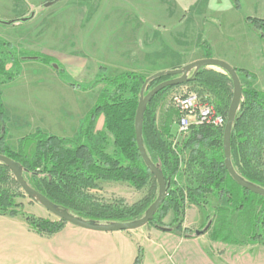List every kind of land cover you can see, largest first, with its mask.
Wrapping results in <instances>:
<instances>
[{"label": "trees", "instance_id": "trees-1", "mask_svg": "<svg viewBox=\"0 0 264 264\" xmlns=\"http://www.w3.org/2000/svg\"><path fill=\"white\" fill-rule=\"evenodd\" d=\"M232 2L240 8L239 0ZM246 19L264 40V19L250 16ZM21 45L0 37V154L17 161L29 185L65 213L100 224L130 222L143 217L156 200L154 190L157 187L159 190V185L139 151L135 117L143 85L146 83L153 88L162 77L146 78L134 71L112 76L100 65L92 83L93 87L103 85L98 102L85 116L74 137L55 136L37 129L22 137L18 148L13 149L7 141L11 111L4 103L1 86L13 81L28 60L47 61L51 65L47 55L30 53ZM212 55L210 50L208 56ZM60 71L66 83L74 86L64 69ZM236 71L243 94L231 130V159L240 176L264 188V92L253 86L254 73L243 68ZM191 76L185 84H193L202 94L207 93L217 111L226 117L234 89L231 76L207 67ZM242 77L246 78V83ZM171 88L173 86L158 92L144 112V145L167 184L166 198L147 225L185 234L187 229L183 224L188 207L208 201L213 211L208 213L203 229L208 226L206 231L210 230L216 221L213 238L220 236V239L233 241L230 217L237 212L238 231L249 241L264 245V196L243 188L231 177L225 165L224 128L191 125L185 134H177L168 126L172 118L161 125L157 122V101ZM102 115L104 126L97 130L96 123ZM24 122L26 126L28 123ZM27 143L34 144L33 149H25ZM180 173L189 176L188 184L178 180ZM100 181L125 182L137 189L149 184L151 188L150 193L134 205H125L122 201L108 203L90 192L99 187ZM21 190L9 167L0 162V215H23L30 229L44 237H52L64 228L67 224L64 219L51 220L22 212V204L16 201L22 196ZM169 210L175 215L172 225L163 223ZM142 262L140 252L134 264Z\"/></svg>", "mask_w": 264, "mask_h": 264}, {"label": "rangeland", "instance_id": "rangeland-1", "mask_svg": "<svg viewBox=\"0 0 264 264\" xmlns=\"http://www.w3.org/2000/svg\"><path fill=\"white\" fill-rule=\"evenodd\" d=\"M214 1L221 5L217 16L222 21L224 16L233 18L237 21V27H243L245 16L264 19V0H239V9L232 0H0V19H18L14 26L0 23V37L22 44L30 53L47 55L51 62L50 65L47 61L28 60L23 63L21 72L13 81L1 86L4 101L11 111L7 122L9 145L17 149L20 139L37 129L55 136L74 137L77 130L75 132L72 129L80 127L85 116L98 102L103 85L93 87L92 83L100 65L107 68L108 75L134 71L149 78L159 72L180 68L187 63L209 57L210 50L212 53L214 50L205 40L201 26L207 30L209 25L205 21L213 14L210 5ZM48 2L52 4L45 6ZM224 7L230 10L226 11ZM32 13L34 16L26 22L19 20ZM246 22L248 24L247 19ZM17 38L29 43L15 40ZM258 39L264 50V40L260 36ZM30 41L43 48L56 50L59 59L57 55L40 51ZM112 48L115 54L110 56ZM78 56L85 60L82 67L67 70L60 63V59L71 62ZM207 68L223 70L219 67ZM60 69H64L75 83L74 86L66 83ZM191 75L192 73L189 77ZM173 78L175 77L164 75L159 83ZM242 81L247 82L244 77ZM151 89V85H146L145 93ZM191 93L211 102L208 94H202L199 87L193 84L173 86L157 101V111L164 103L170 105L166 108L168 111L164 114L163 123L168 119H175V98ZM14 116L18 119L13 118ZM24 121L28 123L26 126ZM71 133L73 134L68 135ZM33 145L27 143L25 149H33ZM177 178L186 184L189 182V176L184 173H180ZM148 185L137 189L125 182L100 181L99 187L90 192L103 202L122 201L125 205H134L150 193L151 187ZM158 191V187L155 188L154 199L158 197ZM16 201L22 204L21 210L24 213L51 220L59 219L23 191ZM191 207L198 208L206 218L213 211L208 201L188 208ZM170 211L173 212L169 210L168 213ZM238 215L237 212L231 215L232 225V219L237 220ZM165 217L163 223L172 225L175 215L170 224L166 222L170 218L165 220ZM190 220L189 217L187 221ZM215 226L216 221L208 231L214 241L237 244L242 242L240 237L249 240L238 231L235 223L234 228L238 232L230 238L233 241L220 239V236L215 239L212 236ZM83 231H86L88 243L108 241L102 231ZM130 231L134 230L128 232ZM140 252L144 260L148 254L147 247L139 245L137 257Z\"/></svg>", "mask_w": 264, "mask_h": 264}, {"label": "crops", "instance_id": "crops-1", "mask_svg": "<svg viewBox=\"0 0 264 264\" xmlns=\"http://www.w3.org/2000/svg\"><path fill=\"white\" fill-rule=\"evenodd\" d=\"M210 7L213 14L205 21L209 25L207 30L201 26V22L200 26L205 40L214 50L212 57L227 61L235 68L254 73L253 86L264 92V50L258 35L247 24L246 16L243 27H237V21L233 18L224 16L222 21L217 16L221 5L214 1ZM223 9L230 10L228 7ZM15 40L28 42L19 38ZM30 44L42 52L58 54L56 50L43 48L34 41H30ZM113 50L112 48L110 56L115 54ZM56 57L59 59L58 55ZM73 59L71 62L60 59V63L67 70L85 64L81 56ZM169 106L164 103L157 111V122L160 125L163 124L162 120ZM175 108V119L169 122L168 126L170 130L181 134L178 123L180 110ZM192 125H195L193 121ZM103 126L102 115L96 123V129L101 130ZM78 128L72 130L76 132ZM173 217L174 212L170 211L165 217V220L170 218V221H166L167 224L172 223ZM189 217L191 220L188 222ZM232 221V232L237 234L238 231L234 228L237 220ZM206 222V215L198 208L191 207L187 209L183 224L187 229L185 234L180 235L145 225L130 231L131 233L102 231L108 239L107 242L88 243L86 231L83 230L90 229L67 223L54 236L44 237L32 231L24 217L0 215V264H134L139 245H145L148 253L142 264H264L262 243L249 241L245 237H240L242 242L237 244L214 241L210 238L209 230L202 235H196V230H203Z\"/></svg>", "mask_w": 264, "mask_h": 264}, {"label": "water", "instance_id": "water-1", "mask_svg": "<svg viewBox=\"0 0 264 264\" xmlns=\"http://www.w3.org/2000/svg\"><path fill=\"white\" fill-rule=\"evenodd\" d=\"M52 2L45 3V6H50ZM34 16L32 13L29 17H22L19 20L21 22H26ZM18 20V19H17ZM17 20H0L4 25H11L14 21ZM203 67H219L222 68L226 73H228L233 81V96L227 113V121L224 127V152H225V165L228 169L231 177L243 188L248 189L251 192H254L258 195L264 196V188L254 185L246 181L240 174L235 170L232 159H231V130L236 117L238 107L241 102L243 87L241 79L236 71V68L229 64L227 61L216 57H206L195 60L193 62L187 63L180 68H174L167 71L159 72L153 75V78L163 77L164 75L174 76L173 79L165 80L155 87H153L148 93H145L146 83L143 85L141 90V96L139 99L136 117H135V130H136V140L138 144L139 151L141 156L146 163L147 167L150 169L152 174L157 179L159 185V193L156 200L150 205L147 209L145 215L135 221L130 222H116L110 224H100L82 220L77 218L69 213L61 211L50 199H48L41 192L37 191L29 185L26 179L23 176L22 170L20 169L19 163L12 158L0 154V162L6 164L11 170L13 176L21 185L23 191L26 195L31 198L33 201L42 205L49 212L55 214L60 219H64L67 223L90 229L95 231H104V232H115V231H129L141 228L147 225L155 216L162 203L164 202L167 195V184L163 172L161 169L156 166L150 159L143 141V118L146 106L153 99V97L160 92L162 89L170 86H176L183 83H186L191 79L189 77L190 73L195 75L197 71ZM208 226L203 230H196V235H202L205 233Z\"/></svg>", "mask_w": 264, "mask_h": 264}, {"label": "built area", "instance_id": "built-area-1", "mask_svg": "<svg viewBox=\"0 0 264 264\" xmlns=\"http://www.w3.org/2000/svg\"><path fill=\"white\" fill-rule=\"evenodd\" d=\"M174 103L180 110L178 123L181 133L189 131L192 121L195 125L209 124L223 128L226 124V117L217 111L214 104L195 93L179 95Z\"/></svg>", "mask_w": 264, "mask_h": 264}]
</instances>
